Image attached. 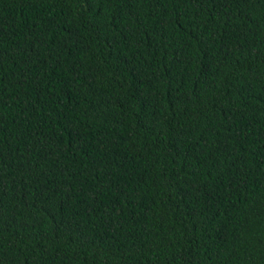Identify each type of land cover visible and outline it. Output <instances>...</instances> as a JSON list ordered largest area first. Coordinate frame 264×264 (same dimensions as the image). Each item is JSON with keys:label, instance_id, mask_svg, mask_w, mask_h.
<instances>
[{"label": "trees", "instance_id": "obj_1", "mask_svg": "<svg viewBox=\"0 0 264 264\" xmlns=\"http://www.w3.org/2000/svg\"><path fill=\"white\" fill-rule=\"evenodd\" d=\"M0 264H264V0H0Z\"/></svg>", "mask_w": 264, "mask_h": 264}]
</instances>
